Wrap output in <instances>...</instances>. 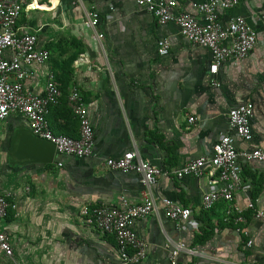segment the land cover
Returning a JSON list of instances; mask_svg holds the SVG:
<instances>
[{"label": "crops", "instance_id": "crops-1", "mask_svg": "<svg viewBox=\"0 0 264 264\" xmlns=\"http://www.w3.org/2000/svg\"><path fill=\"white\" fill-rule=\"evenodd\" d=\"M39 4L38 9L25 11L19 24L37 32L50 60L30 68L32 78L25 86L39 91L45 72L55 74L62 97L47 118L53 132L71 137L78 136V118L68 95L72 89L79 91L94 128L95 157L54 156L52 162L43 161L47 151L36 147L38 139L19 115L0 122V192L9 194L15 206L0 222L14 253L0 256L12 264H119L113 236L85 225L79 214L83 204L113 205L122 195L141 199L140 177L107 169L106 158L135 149L142 159L171 170L208 157L212 143L226 132L229 107L247 100L254 104L248 145L264 147V0H239L223 13V21L244 16L256 31L257 42L248 56L239 62L228 60L215 75L208 72L209 50L187 42L174 22L159 24L133 0H39ZM179 7H186V2ZM91 8L100 17L96 30L87 25L85 12ZM43 12L66 20L72 34L82 39L78 47L82 49L70 51L67 59L52 52L42 36L55 41L58 20L48 26ZM161 37L170 42L165 56L157 53ZM211 77L219 86L211 84ZM190 116L195 121L189 122ZM152 134L161 136L171 151L151 141ZM258 170H264V163L243 165V182L249 187L237 191V204L250 197L257 199L258 207L264 205V180ZM249 173L256 176L254 181ZM212 178L207 168L200 177H160L151 187L156 199L168 196L191 207L193 216L181 230L165 218L160 206L140 219L135 229L147 254L139 264H169L179 241L185 249L178 253L177 264H264V216L246 214L241 233L238 226L220 227L219 204L206 212L214 226L212 235L203 239L199 233L204 221L197 205ZM243 237L252 240L250 247Z\"/></svg>", "mask_w": 264, "mask_h": 264}, {"label": "built area", "instance_id": "built-area-1", "mask_svg": "<svg viewBox=\"0 0 264 264\" xmlns=\"http://www.w3.org/2000/svg\"><path fill=\"white\" fill-rule=\"evenodd\" d=\"M133 1L152 14L159 24L174 22L181 36L190 44L209 50V75L217 74L219 67L228 60L239 62L244 59L257 42V33L244 16H230L226 21L221 19L224 12L238 5L239 0ZM185 2L186 7L180 9L179 6ZM36 3L39 0H0V122L11 114H17L33 136L53 144L54 156L95 157L94 128L79 91L72 89L68 95V105L78 118V136L71 137L53 132L47 118L50 107L59 103L62 97L55 74L50 70L45 72L39 91L29 90L25 86L26 81L32 78L30 68L44 66L50 60V51L40 45L37 32L19 24L25 11L36 10ZM85 15L87 25L96 30L100 20L97 12L91 8L86 10ZM98 37L102 35L98 34ZM156 47L157 53L165 56L169 53L170 42L166 37H161ZM210 82L219 86V82L212 77ZM253 108L254 104L248 100L230 106L225 114L226 132L212 143L210 156L188 160L180 168L169 170L154 165L142 159L135 149L104 160L109 170L140 177V201L122 195L117 204H83L79 210L85 225L113 236L119 264H139L146 258L147 245L138 236L135 224L156 212L158 206L176 230L183 229L184 224L192 221L191 207L183 206L168 196L156 199L152 195L151 187L157 184L160 177H200L208 168L213 178L209 181L208 190L201 195L198 212L209 213L220 204L223 214L218 223L232 222L235 226L244 223L249 212L257 218L264 216V205L258 207L257 199L249 197L243 205L235 202L237 191L249 187L243 182V165L264 163V147L248 145L253 138ZM188 121H195V117L190 116ZM240 142L247 146H239ZM57 164L62 166L61 161ZM258 175L264 180V170H258ZM14 207L9 194L0 192V222ZM237 231L242 233L241 227H237ZM243 234L247 236V232L243 231ZM243 243L250 247L252 240H243ZM183 249L185 243L182 241L174 245L169 264H177V255ZM0 253L6 257H12L14 253L10 235L1 224Z\"/></svg>", "mask_w": 264, "mask_h": 264}, {"label": "rangeland", "instance_id": "rangeland-1", "mask_svg": "<svg viewBox=\"0 0 264 264\" xmlns=\"http://www.w3.org/2000/svg\"><path fill=\"white\" fill-rule=\"evenodd\" d=\"M45 14L47 15L46 16L48 19L47 21L49 22V23H46L48 24V26L54 23L53 20L55 19L58 20V24L56 28L57 29L56 31L58 34H57L56 40L53 42L48 41L45 36H42L43 40H46L48 47L52 52L56 51L58 53V56L60 59H63V58L67 59V57L70 55V51L72 50L75 51L79 47V45H82V39L72 34V31L70 30L69 25L66 23V20L60 18L58 14L57 15L55 14L52 15V13L50 14L45 13ZM42 28H43L42 31L45 30L46 25L44 26L42 25ZM80 49L82 48H78V50ZM0 264H12V263L10 259L6 260L0 256Z\"/></svg>", "mask_w": 264, "mask_h": 264}, {"label": "trees", "instance_id": "trees-1", "mask_svg": "<svg viewBox=\"0 0 264 264\" xmlns=\"http://www.w3.org/2000/svg\"><path fill=\"white\" fill-rule=\"evenodd\" d=\"M150 138H151V139H150L151 141H154V142H155L156 144H158L160 147L165 148V149L171 151V146H167V145H165L164 142H163V138H162L161 136H158V135H156V134H152ZM249 174H250V173H249ZM250 177H251V179L254 181V179H255L256 176L253 175V174H250ZM249 213H250V212H249ZM247 214H248V213H247ZM198 217L204 221V226L201 227L200 232H199L200 234H201V233L203 234V239H204L205 237H208V236L212 235V233H213V229H214V226H213V224L211 223L210 218H209V216L207 215L206 212L202 211V212L199 214ZM245 217H246V216H245ZM221 226H222V227H226V226L236 227L232 222H229V223H221V224H220V227H221ZM239 226H241V225L238 224V227H239ZM198 235H199V234H198ZM243 239H244V241L246 240L245 237H243Z\"/></svg>", "mask_w": 264, "mask_h": 264}, {"label": "water", "instance_id": "water-1", "mask_svg": "<svg viewBox=\"0 0 264 264\" xmlns=\"http://www.w3.org/2000/svg\"><path fill=\"white\" fill-rule=\"evenodd\" d=\"M30 135L33 136L31 133H30ZM33 137H35V136H33ZM35 138L38 139V141L36 142V143H38V144H36V147L40 148V146H41L43 149V152L47 151V153H48L46 156H44L43 161L52 162L54 159V146H53V144L47 140L42 139V138H39V137H35Z\"/></svg>", "mask_w": 264, "mask_h": 264}, {"label": "bare ground", "instance_id": "bare-ground-1", "mask_svg": "<svg viewBox=\"0 0 264 264\" xmlns=\"http://www.w3.org/2000/svg\"><path fill=\"white\" fill-rule=\"evenodd\" d=\"M39 6H40L39 3H36V4H35L36 9H38Z\"/></svg>", "mask_w": 264, "mask_h": 264}]
</instances>
